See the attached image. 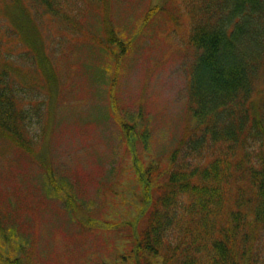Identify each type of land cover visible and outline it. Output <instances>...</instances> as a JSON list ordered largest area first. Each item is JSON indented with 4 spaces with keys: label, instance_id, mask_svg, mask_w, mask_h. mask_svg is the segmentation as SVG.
Masks as SVG:
<instances>
[{
    "label": "rangeland",
    "instance_id": "obj_1",
    "mask_svg": "<svg viewBox=\"0 0 264 264\" xmlns=\"http://www.w3.org/2000/svg\"><path fill=\"white\" fill-rule=\"evenodd\" d=\"M187 1L0 0V69L29 87L42 65L27 55L44 45L63 85L48 110L42 90L20 88L33 157L0 144V160H12L0 173L11 229L0 264H129L120 256L140 211L136 165L164 166L195 126Z\"/></svg>",
    "mask_w": 264,
    "mask_h": 264
},
{
    "label": "trees",
    "instance_id": "obj_2",
    "mask_svg": "<svg viewBox=\"0 0 264 264\" xmlns=\"http://www.w3.org/2000/svg\"><path fill=\"white\" fill-rule=\"evenodd\" d=\"M187 5V44L195 51L187 74L188 112L195 126L164 166L136 165L140 211L131 250L120 258L129 264H264V0ZM27 60L42 65L29 87L0 69V144L8 155L33 157L26 131L33 106H25L20 88L42 90L48 110L63 85L49 48L42 45ZM10 161L0 160V173ZM48 179L53 185L50 170ZM3 215L0 202V240L11 230Z\"/></svg>",
    "mask_w": 264,
    "mask_h": 264
}]
</instances>
